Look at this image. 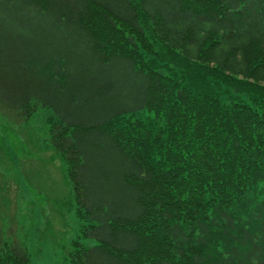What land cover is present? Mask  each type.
Listing matches in <instances>:
<instances>
[{
  "label": "trees",
  "instance_id": "trees-1",
  "mask_svg": "<svg viewBox=\"0 0 264 264\" xmlns=\"http://www.w3.org/2000/svg\"><path fill=\"white\" fill-rule=\"evenodd\" d=\"M0 104L55 111L64 264H264V0H0Z\"/></svg>",
  "mask_w": 264,
  "mask_h": 264
},
{
  "label": "rangeland",
  "instance_id": "rangeland-1",
  "mask_svg": "<svg viewBox=\"0 0 264 264\" xmlns=\"http://www.w3.org/2000/svg\"><path fill=\"white\" fill-rule=\"evenodd\" d=\"M137 116L155 113L139 108ZM57 120L52 107L38 105L21 118L0 104L2 235L23 243L33 264H64L78 242L97 243L83 235L87 221L79 215L66 162L53 146Z\"/></svg>",
  "mask_w": 264,
  "mask_h": 264
}]
</instances>
